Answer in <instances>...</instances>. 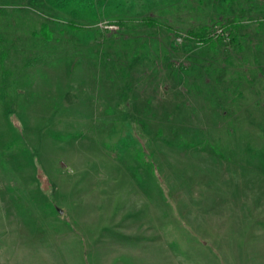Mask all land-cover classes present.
Segmentation results:
<instances>
[{
  "label": "rangeland",
  "instance_id": "rangeland-1",
  "mask_svg": "<svg viewBox=\"0 0 264 264\" xmlns=\"http://www.w3.org/2000/svg\"><path fill=\"white\" fill-rule=\"evenodd\" d=\"M0 264H264V0H0Z\"/></svg>",
  "mask_w": 264,
  "mask_h": 264
},
{
  "label": "trees",
  "instance_id": "trees-1",
  "mask_svg": "<svg viewBox=\"0 0 264 264\" xmlns=\"http://www.w3.org/2000/svg\"><path fill=\"white\" fill-rule=\"evenodd\" d=\"M142 20H143V23H145L147 25H153V24L157 23L150 18H144ZM50 21H51L50 19H46L45 22L42 23L41 28H40V34H42L46 38H49L51 36V32H50V30L48 28V24H47ZM227 26L229 29L230 42L232 44H235L236 43V35L233 31H235V29H240L242 26L234 23L232 20L227 23ZM68 27H70L71 29H75V30L80 29V26L73 23V22H69ZM191 37H193L196 40H200V41H208L206 28H202L201 30H199L197 32H192Z\"/></svg>",
  "mask_w": 264,
  "mask_h": 264
},
{
  "label": "built area",
  "instance_id": "built-area-1",
  "mask_svg": "<svg viewBox=\"0 0 264 264\" xmlns=\"http://www.w3.org/2000/svg\"><path fill=\"white\" fill-rule=\"evenodd\" d=\"M177 41L180 43L182 41V38L181 37H178L177 38Z\"/></svg>",
  "mask_w": 264,
  "mask_h": 264
}]
</instances>
